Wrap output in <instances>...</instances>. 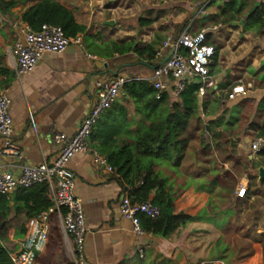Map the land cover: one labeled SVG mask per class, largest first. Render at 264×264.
I'll return each mask as SVG.
<instances>
[{"label": "crops", "instance_id": "1", "mask_svg": "<svg viewBox=\"0 0 264 264\" xmlns=\"http://www.w3.org/2000/svg\"><path fill=\"white\" fill-rule=\"evenodd\" d=\"M38 1L21 0L15 7L21 9L18 15ZM55 1L72 11L75 21L87 27L86 34H94L89 33L90 22L99 21L100 36L96 39L97 43L101 42V48L92 52L83 41L82 47L70 45L62 53H44L31 71L19 77L15 76V79L6 86L10 99L9 113L13 121L12 140L22 153V157L0 154L1 171L18 174L22 166H36L42 161L51 163L57 154V149L52 142V132L58 131L66 137L75 133L81 119L87 113L91 103L95 101L97 93L94 86L95 81L100 77L116 74L126 79L151 80L154 67L170 51L168 48H163L161 55L155 56L151 61L147 59V56L139 57L132 51L125 54L114 52L111 57H107L106 52L111 50V46L107 43L109 41L118 45L153 44L155 50L158 51L165 39L176 36L185 28L192 33L205 31L208 43L214 48L218 47L216 66L212 71L217 84L208 88L201 98L198 97L199 116L202 117L206 115L201 108L203 100L210 95V90H212V95L219 96L218 93L225 89L226 82L234 75L230 69L232 64L235 65L251 57L250 65L258 62L260 68L264 69V28L243 29L251 8L261 0H151L148 4H141L140 1L135 0ZM226 3L229 5L227 6ZM257 8H261V4L255 10ZM142 11H145L144 15L141 14ZM196 18L200 20L199 24L194 23ZM142 19H147L151 23L143 26ZM242 19L244 21L240 24ZM19 21L21 20L18 16L16 23ZM166 32L169 34L167 35ZM212 33H216L220 42L215 38L211 41ZM207 34H210L209 37ZM16 40L11 46L6 47L7 59L6 62L5 59L3 60L1 67L14 70V64L8 52ZM87 54L96 56V59L88 58ZM96 61L107 62V68L97 67ZM222 62L229 65L224 68V73L219 71V63ZM253 83V79L247 85L239 79L236 80L226 92V96L237 84L244 86L245 93L238 95L234 100L227 99L232 102L245 99L246 93H250L254 88ZM208 100L212 102L211 99ZM117 102L124 104L128 110L130 106H133L129 100H124L121 96ZM107 111L96 121L93 127L95 132L88 139L89 145L94 148L102 144V138L106 135L107 122L116 119L115 117L108 119ZM133 112H129L128 115L131 124L133 123ZM134 115V120L138 123L141 115L138 113ZM136 124H132L129 127L130 130L133 131ZM256 136H259L257 129L254 138ZM242 144L240 143L239 146L249 151L250 141L246 146ZM197 164L195 172H190L188 167H183V164L173 167L164 160H156L153 168L159 176L166 178L167 190L173 197L175 213L184 212L197 216L196 220L202 217L204 220L205 217L199 214L204 212L206 207L209 198L208 189L205 187L187 189L190 184L207 185L204 175L205 167L200 163ZM68 168L74 178V194L81 201L85 217L87 264H178L174 260V255L178 251L185 256L184 264H206L210 261L209 258L194 254L195 252L186 251V248H189L188 244L195 241V237L188 236V232H179L178 229L168 238L146 232L140 236L134 235L131 222L119 213L118 204L123 189L116 175L95 168L89 154H75L69 160ZM177 184L184 186L180 189L179 195L173 189ZM247 184L248 180L243 178L239 186H247ZM236 189L233 192L234 199L237 197ZM249 193L251 190L248 191L245 199ZM227 215L232 214L229 211ZM10 216L13 217L14 213L12 212ZM53 218L58 222L55 217ZM25 223V216L20 213L15 215L6 230H0L1 242L9 250L15 252L20 248ZM196 238L198 241L197 236ZM138 249H142V256L139 255ZM67 258L71 259L68 246L63 242L55 253L54 263L65 264Z\"/></svg>", "mask_w": 264, "mask_h": 264}, {"label": "trees", "instance_id": "2", "mask_svg": "<svg viewBox=\"0 0 264 264\" xmlns=\"http://www.w3.org/2000/svg\"><path fill=\"white\" fill-rule=\"evenodd\" d=\"M20 1L0 0V32L6 19L12 14L13 8ZM226 5L229 4L226 3ZM19 18L34 30H38L42 24L46 23L59 25L66 36H75L78 33L84 35L83 41L88 49L101 48V42L97 43L98 40L93 34H86L87 27L75 21L72 11L55 0H39L23 11ZM141 22L143 26L151 23L147 19H142ZM260 28H264L262 7L248 15L243 26L244 30ZM209 35L207 34V37ZM107 43L111 46V50L106 52L107 57H111L114 52L125 54L132 51L139 57L147 56V59L151 61L156 53L153 44L140 46L136 43H127L126 45H118L113 41ZM184 50L182 49V51ZM217 54L218 47L216 46L209 65L211 73L216 66ZM15 76L14 70L0 66V88L6 87L15 79ZM198 88V83L186 82L183 90L177 96L163 92L159 98H156V90L150 79H126L122 85L120 96L124 100H129L134 107L133 125L137 123L134 120V114L141 115L133 131L129 128L132 126L128 116L129 110L124 104H119L116 101L107 109V118L115 117L116 119L107 122L106 135L102 138V144L96 149L116 168L115 177L122 189L132 188L129 191V196L133 201L150 200L153 205L159 208L160 213L156 217L139 215L140 227L146 233L168 238L188 221L196 218V216L184 212L175 213L173 197L167 190L166 178L159 176L154 171L153 165L156 160L167 161L173 167L181 165L191 143L192 129H196L195 127L201 121ZM210 104L211 101L207 98L203 100L201 104L203 112L207 111ZM216 119H211L203 124L201 127L203 132L215 135L213 124L218 123ZM94 132L95 129H92L90 137ZM258 135H264V122L258 130ZM202 140L203 144L207 141L204 138ZM205 146L209 148L208 143ZM257 154L264 157V147ZM259 165V163H254L252 167L256 168ZM251 179H254L253 176ZM140 181L142 183L137 185ZM206 182L207 185L209 183L212 185L216 181L213 179L206 180ZM236 183L237 180H234L232 185L235 186ZM51 205L52 198L45 182L35 183L27 188H18L9 196L2 195L0 196V230H6L8 224L17 214H24L27 221ZM12 212L14 213L13 217L10 216ZM62 244V230L59 223L51 216L45 249L35 253L34 263L55 264V253ZM13 252L0 239V264H13L10 257ZM65 264L75 263L67 258Z\"/></svg>", "mask_w": 264, "mask_h": 264}, {"label": "built area", "instance_id": "3", "mask_svg": "<svg viewBox=\"0 0 264 264\" xmlns=\"http://www.w3.org/2000/svg\"><path fill=\"white\" fill-rule=\"evenodd\" d=\"M264 10V0L260 2ZM17 40L9 50L13 59L16 77L31 71L44 53H62L70 45L83 46L82 34L66 36L59 25L42 24L38 30L32 29L27 23L19 21L15 24ZM216 28V27H214ZM163 48L172 54L162 63L154 67L151 83L156 90L155 97L163 92L177 96L186 82L199 84L197 96L202 97L208 88L217 84L209 65L215 52L213 45L206 39V32L192 33L188 28L181 30L176 36L165 39L161 49L155 56H160ZM182 49H185L182 51ZM88 58L96 56L87 54ZM126 78L122 75L100 77L95 81L97 89L93 101L81 119L75 133L66 137L58 131L52 132V142L57 154L51 163L42 161L36 166H22L18 174L0 170V196H9L18 188H27L35 183H47L52 198V205L25 223V234L20 249L11 254L13 264H35L36 252L45 249L48 238V224L51 216L55 217L63 233V242L68 246L69 256L75 264H87L85 254V237L87 228L80 199L74 194V178L68 168L69 160L78 153H86L91 157L92 165L106 173L116 174V168L96 148L88 143L93 126L99 117L109 109L121 95V88ZM245 93L244 86L237 84L227 94L229 100ZM10 99L7 88L0 91V154L21 158L22 153L16 148L13 136V121L9 113ZM264 147V135L250 141L249 151L258 153ZM138 182L137 185L141 184ZM131 187L122 190L118 204L119 213L132 224L134 235L145 232L140 227L139 215L156 217L160 210L150 200L133 201L129 196ZM247 186H239L235 195L245 196ZM142 256V249H138ZM205 264V263H202ZM206 264H222L219 260H210Z\"/></svg>", "mask_w": 264, "mask_h": 264}, {"label": "rangeland", "instance_id": "4", "mask_svg": "<svg viewBox=\"0 0 264 264\" xmlns=\"http://www.w3.org/2000/svg\"><path fill=\"white\" fill-rule=\"evenodd\" d=\"M135 1L148 4L151 0ZM20 11L21 9L15 8L1 27L0 64L4 59L6 62V47L11 46L16 40L15 23ZM141 14L144 15L145 11ZM94 21L90 22L89 33H94L93 35L97 37L100 36L101 25L99 21ZM199 22L198 18L194 21L195 24ZM174 27L176 29V26ZM211 36H213L211 41L214 38L219 41L216 33H212ZM90 50L97 51L95 47ZM221 57L223 59V56ZM10 59L13 63V59L11 57ZM251 61L252 58L248 57L230 66L234 75L226 82L225 89L218 93L219 96L212 95L210 90L207 98L212 102L205 111L208 116H200L201 121L196 129H192L191 143L181 162L190 172H195L197 163L204 165L205 179L216 181L212 185L209 183L203 186L195 184L187 186V189L205 187L208 189L209 198L204 212L199 214L205 217L204 220L203 217L200 220L195 218L179 229V232H188V236L195 237V241L190 243L193 245L188 244L189 248H186V251L195 252L194 254L210 260H219L222 264H264V175L259 179V168H264V157L239 146L240 143L246 146L247 142L254 138L255 130H259L264 122V69L260 68L258 62L250 65ZM219 65L221 73H224V68L229 66L225 62ZM238 79L244 85L253 79L254 88L250 93H246L245 99L232 102L227 99L226 92ZM133 110L134 107L130 106L129 112L132 113ZM210 118H217L218 123L213 124L215 135H208L201 129L203 124L211 120ZM202 138L207 139L204 144ZM207 143L209 148L205 146ZM254 163L260 165L253 168ZM252 176L254 179H251ZM243 178L248 180L246 194L241 198L242 200L238 199L239 197L234 199V189L239 187ZM234 180H237L235 186L232 185ZM183 187L177 184L173 189L179 195ZM248 190H251V193L245 199ZM229 211L231 216L227 215ZM64 250L68 254L67 250Z\"/></svg>", "mask_w": 264, "mask_h": 264}, {"label": "water", "instance_id": "5", "mask_svg": "<svg viewBox=\"0 0 264 264\" xmlns=\"http://www.w3.org/2000/svg\"><path fill=\"white\" fill-rule=\"evenodd\" d=\"M260 6V3H255L254 6L251 8L250 12L248 13V15H250L252 12L255 11V8ZM244 21V19L241 20L240 24H242ZM173 52V48L165 55V57L160 61L159 64H162ZM95 64L97 65V67L99 68H107L108 66V63L107 62H103V61H96ZM233 140L231 139V142ZM259 172H260V176H259V179L262 178V176L264 175V168H259ZM174 260L175 262H177L178 264H184V261H185V256L184 254L181 252V251H178L175 253L174 255Z\"/></svg>", "mask_w": 264, "mask_h": 264}]
</instances>
